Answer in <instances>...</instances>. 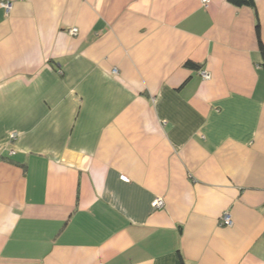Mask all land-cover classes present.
I'll return each mask as SVG.
<instances>
[{"label": "crops", "instance_id": "1", "mask_svg": "<svg viewBox=\"0 0 264 264\" xmlns=\"http://www.w3.org/2000/svg\"><path fill=\"white\" fill-rule=\"evenodd\" d=\"M255 4L0 0V264H264Z\"/></svg>", "mask_w": 264, "mask_h": 264}, {"label": "built area", "instance_id": "2", "mask_svg": "<svg viewBox=\"0 0 264 264\" xmlns=\"http://www.w3.org/2000/svg\"><path fill=\"white\" fill-rule=\"evenodd\" d=\"M210 2H211V0H202V3H203V5H204V7H208V5L210 4ZM2 6H3V8H5L8 12L10 11V5H9L8 3H2ZM69 33H70V35H72V36L78 34L76 29H75L73 32H69ZM200 72H201L200 74H201L203 80L208 81V80L211 79V75L209 74L208 71H203V70H201ZM11 139H12V140H16V139H17L16 134H12V135H11ZM14 154H15V152L12 151V152H11V155H14ZM164 205H165V203H164V200H163L162 198H158V199H156V200L153 202V204H152V206H153L155 209L163 208ZM232 224H233V221H232L231 214H230L229 212H225V213L221 216V218H220V225L225 226V227H230V226H232Z\"/></svg>", "mask_w": 264, "mask_h": 264}, {"label": "trees", "instance_id": "3", "mask_svg": "<svg viewBox=\"0 0 264 264\" xmlns=\"http://www.w3.org/2000/svg\"><path fill=\"white\" fill-rule=\"evenodd\" d=\"M229 2L236 7H255L256 5L255 0H229ZM256 34H257L258 46L263 56V68H264V45L261 40V32H260L259 23L256 26ZM186 67L191 68V69H197V70L200 69V66L194 63H191V62L186 63Z\"/></svg>", "mask_w": 264, "mask_h": 264}, {"label": "rangeland", "instance_id": "4", "mask_svg": "<svg viewBox=\"0 0 264 264\" xmlns=\"http://www.w3.org/2000/svg\"><path fill=\"white\" fill-rule=\"evenodd\" d=\"M75 30V28L74 29H70L69 31H68V34L70 35V33L69 32H73ZM77 30V33L79 32L78 31V29H76ZM78 35V34H77ZM77 35H73V36H77ZM72 36V35H71ZM199 73H201L200 71H199ZM202 77V76H201ZM203 79V78H202Z\"/></svg>", "mask_w": 264, "mask_h": 264}]
</instances>
